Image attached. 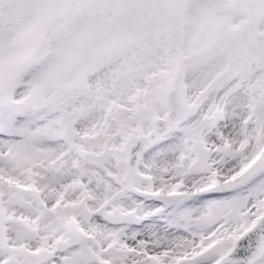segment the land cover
<instances>
[{"label":"snow or ice","instance_id":"obj_1","mask_svg":"<svg viewBox=\"0 0 264 264\" xmlns=\"http://www.w3.org/2000/svg\"><path fill=\"white\" fill-rule=\"evenodd\" d=\"M0 264H264V0H0Z\"/></svg>","mask_w":264,"mask_h":264}]
</instances>
